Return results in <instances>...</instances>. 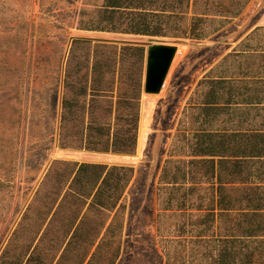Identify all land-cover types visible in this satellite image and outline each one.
<instances>
[{"label":"trees","instance_id":"obj_1","mask_svg":"<svg viewBox=\"0 0 264 264\" xmlns=\"http://www.w3.org/2000/svg\"><path fill=\"white\" fill-rule=\"evenodd\" d=\"M189 4L190 0H103L95 16L80 20V28L202 39L222 25L210 29V18L197 12L186 25ZM92 42L74 39V45ZM91 56L80 85L71 78L84 62L73 48L70 52L75 64L65 72L70 95L62 100L60 146L134 154L142 77L133 81L129 95L113 101L112 67L118 59L132 57L142 74L146 47L96 41ZM86 95L89 98L80 103L79 97ZM192 107L193 128L178 132L182 145L172 148L159 176L160 215L171 211L180 218L176 227L181 234L173 238L177 245L166 263L264 264L263 25L253 28L203 76ZM132 176L130 166L55 160L48 173L52 189L36 192L37 236L25 241L29 215L25 216L0 264H118L124 226L120 215L125 209L121 200ZM183 236L188 245L182 243Z\"/></svg>","mask_w":264,"mask_h":264},{"label":"rangeland","instance_id":"obj_2","mask_svg":"<svg viewBox=\"0 0 264 264\" xmlns=\"http://www.w3.org/2000/svg\"><path fill=\"white\" fill-rule=\"evenodd\" d=\"M102 4L103 0H0V256L25 216L29 215L25 241L37 236L36 192L52 189L49 170L55 160H66L133 167L121 200L125 209L120 215L124 226L118 264H167L170 250L177 245L172 240L181 233L176 227L180 218L171 211L160 215L162 167L172 148L182 145L178 132L193 128L198 82L253 28L264 26V0H190L186 25L194 12L210 18V29L222 24L205 38L81 29L80 20L95 16ZM77 38L93 42L90 46L74 45ZM96 41L118 46L139 43L146 50L149 44L177 46L165 91L147 94L142 89L134 154L60 146L62 100L70 95L64 86L65 72L75 64L70 52L73 48L84 62L82 70L71 78L81 85L85 79L80 77L93 60ZM112 68L113 92L109 95L113 101L129 95L140 75L144 85L146 65L141 74L132 57L118 59ZM88 98L80 96V103Z\"/></svg>","mask_w":264,"mask_h":264},{"label":"water","instance_id":"obj_3","mask_svg":"<svg viewBox=\"0 0 264 264\" xmlns=\"http://www.w3.org/2000/svg\"><path fill=\"white\" fill-rule=\"evenodd\" d=\"M177 52L170 44H149L146 50V69L143 90L147 94L159 93Z\"/></svg>","mask_w":264,"mask_h":264},{"label":"bare ground","instance_id":"obj_4","mask_svg":"<svg viewBox=\"0 0 264 264\" xmlns=\"http://www.w3.org/2000/svg\"><path fill=\"white\" fill-rule=\"evenodd\" d=\"M166 85H167V82H164V85H163V87H162L161 93L165 91V89H166Z\"/></svg>","mask_w":264,"mask_h":264}]
</instances>
